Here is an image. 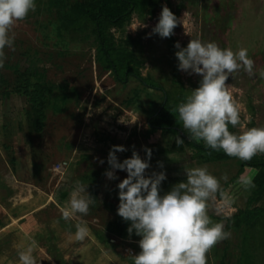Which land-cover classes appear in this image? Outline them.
Masks as SVG:
<instances>
[{
  "label": "rangeland",
  "instance_id": "rangeland-1",
  "mask_svg": "<svg viewBox=\"0 0 264 264\" xmlns=\"http://www.w3.org/2000/svg\"><path fill=\"white\" fill-rule=\"evenodd\" d=\"M63 1L68 5L81 0H35L36 10L13 29L14 50H4L7 59L0 68V264H20L18 253L29 238L39 244L34 252L37 264H133L129 256L140 252L141 237L133 232L120 238L110 226L118 216L117 186L127 172L111 169L108 154L113 146H123L126 151L116 153L122 163L137 152L150 164L146 178L164 172L166 178H185V182V169L204 165L217 178L234 176L236 161L201 165L185 146L182 153L152 152L148 160L145 148H167L175 136L158 130L146 136L147 120L164 95L184 101L199 87L202 77L178 70L175 53L179 49L174 45L178 42L184 48L191 39L200 38L221 48L248 50L255 74L241 70L226 81L240 106V124L230 126L236 134L264 126V0H155L151 6L134 9L120 23L105 25V38L133 55V71L155 89L133 77L122 84L115 81L100 62L89 22L59 31ZM163 6L179 20L170 38L152 34ZM24 70L48 87L52 96L42 129L35 134L27 133L23 119L26 99L9 92L14 72ZM252 160H264V154ZM57 163L64 165L54 173L52 167ZM106 171H114L117 179H108ZM244 171L225 186L221 180L232 202L226 204L217 196L209 202L208 214L214 222L224 223V218L238 210L264 207V191L257 197L255 187L246 189L243 183L255 170ZM77 181L96 200L87 216L77 214L90 228L84 240L75 237L78 219L65 220L61 212ZM228 232L230 238L207 254L208 264H264V244L243 255L241 231Z\"/></svg>",
  "mask_w": 264,
  "mask_h": 264
},
{
  "label": "clouds",
  "instance_id": "clouds-1",
  "mask_svg": "<svg viewBox=\"0 0 264 264\" xmlns=\"http://www.w3.org/2000/svg\"><path fill=\"white\" fill-rule=\"evenodd\" d=\"M36 10L35 0H0V68L7 59L5 48L14 50L15 25ZM179 20L167 7L163 6L158 23L152 34L170 38ZM175 53L179 61L178 70L196 74L202 79L199 87L191 90L186 99L173 111L178 112L183 128L197 143L213 151H223L227 156L250 161L257 154H264V126L252 127L240 134L229 130L240 124V106L233 97L232 85L226 83L229 77L239 71L254 75V61L248 50L221 48L216 42H204L200 38L191 39L187 47ZM264 76V72L261 73ZM177 145L184 141L177 137ZM148 160L151 149H144ZM123 146H113L107 163L113 170L127 172V178L118 184L119 205L117 214L131 225L127 232H134L139 240L140 252L130 255L133 264H208L207 254L218 243L229 239L231 233L225 231L223 222H214L209 216V202L219 194L224 203L232 201L224 192L221 180L209 172L208 166L185 169L186 181L174 185L163 196L161 182L166 179L164 172L145 177L150 164L141 159L135 151L132 157L118 162L116 153L124 152ZM103 163V161H101ZM162 167V165H161ZM110 180L117 177L114 171H106ZM245 188L254 187L251 178L243 181ZM95 199L87 192V187L77 181L70 198L61 207L65 220L77 218L75 237L84 240L90 234L85 220L90 205ZM79 214V217L77 216ZM39 247L34 238L21 245L18 256L20 264H37L34 256Z\"/></svg>",
  "mask_w": 264,
  "mask_h": 264
},
{
  "label": "trees",
  "instance_id": "trees-1",
  "mask_svg": "<svg viewBox=\"0 0 264 264\" xmlns=\"http://www.w3.org/2000/svg\"><path fill=\"white\" fill-rule=\"evenodd\" d=\"M61 1V0H59ZM155 0H81L72 4L61 2V12L58 17L59 31L67 30L68 27L80 21H86L91 24V32L95 37L97 52L100 62L112 72L115 81L119 84L125 83L128 78L133 77L144 87L155 89L156 87L141 79L132 69L134 57L130 52L121 48L113 47L110 40L105 38L103 27L105 25H115L126 19L134 9L153 5ZM170 49L172 47L170 46ZM172 53V50H170ZM9 92L15 95L23 96L26 99V108L23 111V119L27 127V133H39L42 129L47 108H50L49 100L51 92L45 85L39 83L27 70L14 72V83ZM7 93V92H6ZM3 93L4 97L8 95ZM52 100V99H51ZM52 102V101H51ZM183 99L169 100L166 95L160 106L154 110L147 120V129L145 135L156 132L157 130L164 134L175 136L169 147H153L151 151L154 154H173L182 153L184 146L193 151L192 156L198 164L221 162L234 160L237 164V170L234 176L224 182V186L229 182L238 179L246 168L255 170L251 178L256 189L257 197L264 191V160L243 161L238 158L227 156L222 150L213 151L205 147L203 141L195 142L190 138V133L183 128L179 120L178 112L173 111ZM54 107V106H53ZM229 130L231 126L229 125ZM179 137L184 141L177 145L176 139ZM150 146V145H149ZM149 149V147H148ZM245 172V171H244ZM185 178H166L161 182L160 194L163 196L171 188L183 182ZM62 196H65L62 193ZM217 197H220L217 194ZM225 231L229 229L241 231V241L243 243L242 253L246 255L247 249L259 247L264 244V207H254L251 209L238 210L234 215L223 219ZM116 228L120 238L129 237L127 232L131 222L125 221L119 215L110 223V226ZM261 247V246H260ZM259 247V248H260ZM246 258V257H245Z\"/></svg>",
  "mask_w": 264,
  "mask_h": 264
},
{
  "label": "built area",
  "instance_id": "built-area-1",
  "mask_svg": "<svg viewBox=\"0 0 264 264\" xmlns=\"http://www.w3.org/2000/svg\"><path fill=\"white\" fill-rule=\"evenodd\" d=\"M64 163H57L54 167H52V172L58 173V171L62 168Z\"/></svg>",
  "mask_w": 264,
  "mask_h": 264
}]
</instances>
